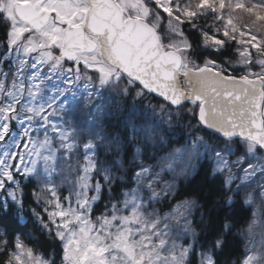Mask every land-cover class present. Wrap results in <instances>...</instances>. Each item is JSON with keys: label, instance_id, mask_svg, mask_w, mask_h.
Segmentation results:
<instances>
[{"label": "snow or ice", "instance_id": "snow-or-ice-1", "mask_svg": "<svg viewBox=\"0 0 264 264\" xmlns=\"http://www.w3.org/2000/svg\"><path fill=\"white\" fill-rule=\"evenodd\" d=\"M201 159L255 205L234 264H264V0H0V264H221L228 216L201 242L195 200L154 207Z\"/></svg>", "mask_w": 264, "mask_h": 264}, {"label": "trees", "instance_id": "trees-1", "mask_svg": "<svg viewBox=\"0 0 264 264\" xmlns=\"http://www.w3.org/2000/svg\"><path fill=\"white\" fill-rule=\"evenodd\" d=\"M157 100L154 99L152 102L156 103ZM210 167L211 163L205 159L198 164L194 175L178 182L173 201L180 203L185 199H191L197 202V208L190 216V220L194 229L199 233L198 239L201 242H205L214 235L224 222L225 216H228L232 223V230L227 234L225 248L218 258L221 264H224L225 260L228 264H234L244 250L238 232L252 218V209L243 205L239 199L232 207H225L219 196L220 179L211 176ZM26 191L30 193L31 186ZM105 202V200L98 202L94 215L103 211ZM16 227L26 241L34 244L41 251L50 252L52 250L53 241L47 237L46 233H41L40 226L33 223V218L27 217L24 221L18 222ZM55 243L58 244L59 241Z\"/></svg>", "mask_w": 264, "mask_h": 264}, {"label": "rangeland", "instance_id": "rangeland-1", "mask_svg": "<svg viewBox=\"0 0 264 264\" xmlns=\"http://www.w3.org/2000/svg\"><path fill=\"white\" fill-rule=\"evenodd\" d=\"M237 74H239V73H237ZM117 103H123V102L117 101ZM129 104H131V100H129ZM145 104H147V101H145ZM142 109H143V105L141 106V110ZM113 111L118 113V109H116V108H113ZM125 111H127V109H125ZM150 118H152V117L150 116ZM155 119L157 120V122L161 123L162 127L165 128V131L167 132L168 137L172 141L173 146H179V144L183 143V141L185 139V135H186V129L179 128V127H173L172 129H168L167 125L163 124V119H165V118H161L158 114L155 115ZM186 123H187V121H185V124ZM105 125H106V133L111 134V135H116L117 133H120V132H122V130H124L118 115L114 116L110 119H107L105 121ZM203 160H205V159H201L199 161L193 162L196 165V168H197L198 164ZM206 160H208V159H206ZM161 176L163 178L160 181L161 186H163L164 181L171 182L172 178H173L172 173H170V172H162ZM183 180H185V178L177 179L175 181L176 186H177L178 182L183 181ZM176 189H177V187H176ZM118 192H119V188H118ZM63 194L67 195V189L66 188L63 190ZM106 195H107V193H106ZM178 204L179 203L173 201V197H169V198L164 199L161 202L155 204L154 207L157 209L158 213L161 216H163V215L170 213ZM249 207H251L252 212H253L255 205H252ZM189 219H190V217H189ZM261 219L264 220V213L261 214ZM251 220H252V218H250L248 223L238 232V236L241 239L242 244H243V249L245 246V236L243 235V233H244V230L248 227V224L250 223ZM259 231H260V228L258 226L257 232H259ZM256 239L257 240L260 239L259 235L256 236ZM243 252H244V250H243Z\"/></svg>", "mask_w": 264, "mask_h": 264}, {"label": "water", "instance_id": "water-1", "mask_svg": "<svg viewBox=\"0 0 264 264\" xmlns=\"http://www.w3.org/2000/svg\"><path fill=\"white\" fill-rule=\"evenodd\" d=\"M156 99H159V98H156Z\"/></svg>", "mask_w": 264, "mask_h": 264}]
</instances>
